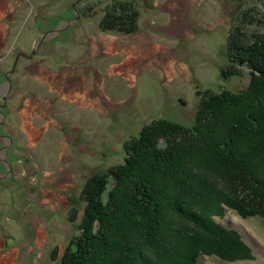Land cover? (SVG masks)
<instances>
[{
	"label": "rangeland",
	"instance_id": "rangeland-1",
	"mask_svg": "<svg viewBox=\"0 0 264 264\" xmlns=\"http://www.w3.org/2000/svg\"><path fill=\"white\" fill-rule=\"evenodd\" d=\"M103 18L121 27L103 30ZM252 33L264 36V0H0V264L69 256L91 179L123 164L151 122L190 126L201 93L244 88L246 71H221L229 36L251 43ZM214 180L216 196L252 194ZM146 207L163 221L157 236L167 247L149 252L160 263H187L202 245L211 253L195 264H264V217L227 210L215 219L250 248L234 257L165 201Z\"/></svg>",
	"mask_w": 264,
	"mask_h": 264
},
{
	"label": "trees",
	"instance_id": "trees-1",
	"mask_svg": "<svg viewBox=\"0 0 264 264\" xmlns=\"http://www.w3.org/2000/svg\"><path fill=\"white\" fill-rule=\"evenodd\" d=\"M122 18H132L130 23L135 19L125 16L119 20ZM118 23L103 18L100 27L111 31L121 27ZM240 36H229L226 57L231 63L221 75L230 77L246 71L247 85L237 91H204L192 125L155 120L128 149L124 147L123 164L96 173L82 193L84 211L72 251L59 264H163L149 254L167 247L157 236L163 221L160 216L151 219L146 207L151 203L155 209L163 201L191 223V232L208 234L213 244L226 246L234 257L251 253L236 231L215 221L227 210L242 218L264 217V209L253 208L245 200L259 198L264 205V36L252 33L251 43ZM216 178L240 181V187L252 194L216 196L220 190L214 183ZM180 232L172 237L184 236V231ZM194 247L196 252L190 251L189 261L182 264H195L200 254L211 253L202 245Z\"/></svg>",
	"mask_w": 264,
	"mask_h": 264
},
{
	"label": "water",
	"instance_id": "water-1",
	"mask_svg": "<svg viewBox=\"0 0 264 264\" xmlns=\"http://www.w3.org/2000/svg\"><path fill=\"white\" fill-rule=\"evenodd\" d=\"M41 40H42V39H41ZM41 40H40V41H41ZM40 41H39V42H40ZM34 52H35V51H33V53H34Z\"/></svg>",
	"mask_w": 264,
	"mask_h": 264
}]
</instances>
